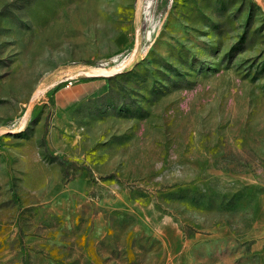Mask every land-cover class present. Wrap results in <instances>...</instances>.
I'll list each match as a JSON object with an SVG mask.
<instances>
[{"label": "rangeland", "instance_id": "rangeland-1", "mask_svg": "<svg viewBox=\"0 0 264 264\" xmlns=\"http://www.w3.org/2000/svg\"><path fill=\"white\" fill-rule=\"evenodd\" d=\"M0 264H264V0H0Z\"/></svg>", "mask_w": 264, "mask_h": 264}, {"label": "trees", "instance_id": "trees-1", "mask_svg": "<svg viewBox=\"0 0 264 264\" xmlns=\"http://www.w3.org/2000/svg\"><path fill=\"white\" fill-rule=\"evenodd\" d=\"M43 145H44V148H45L46 152L50 155V152H49V149H48V146H47V143H46L45 136H43ZM50 156H52L53 158L58 160V162H60L61 164H69V161L64 159V158H61L59 156H53V155H50Z\"/></svg>", "mask_w": 264, "mask_h": 264}, {"label": "bare ground", "instance_id": "bare-ground-1", "mask_svg": "<svg viewBox=\"0 0 264 264\" xmlns=\"http://www.w3.org/2000/svg\"><path fill=\"white\" fill-rule=\"evenodd\" d=\"M119 65H123V63H120Z\"/></svg>", "mask_w": 264, "mask_h": 264}]
</instances>
